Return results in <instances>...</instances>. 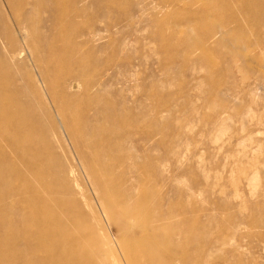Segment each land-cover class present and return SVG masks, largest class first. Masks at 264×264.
<instances>
[{
  "label": "rangeland",
  "instance_id": "obj_1",
  "mask_svg": "<svg viewBox=\"0 0 264 264\" xmlns=\"http://www.w3.org/2000/svg\"><path fill=\"white\" fill-rule=\"evenodd\" d=\"M73 1L62 0L55 23L46 12L30 16L41 22L29 37L35 51L25 47L27 34L4 21L16 52L8 61L0 40V54L9 72L2 76L14 75L44 128L46 149L55 153L48 159L82 190V221L98 225L100 238L108 234L117 264L132 256L139 264H264V69L256 70L258 63L264 68V17L251 15L264 2L168 0L162 7L159 0H84L75 16ZM223 26L241 27L243 41L211 47L225 38L205 37ZM50 57L82 64L85 81L65 91L78 115L64 121L54 115L55 97L42 90V77L54 78L52 68L41 71ZM77 70L63 64L60 72ZM85 122L93 130L73 128L76 143L61 127ZM90 166L96 178L87 176ZM51 174L58 178L57 169ZM96 189L124 206V195L140 197L144 207L128 222L133 230L109 227ZM73 257L64 264L78 262Z\"/></svg>",
  "mask_w": 264,
  "mask_h": 264
},
{
  "label": "bare ground",
  "instance_id": "obj_2",
  "mask_svg": "<svg viewBox=\"0 0 264 264\" xmlns=\"http://www.w3.org/2000/svg\"><path fill=\"white\" fill-rule=\"evenodd\" d=\"M30 1V7H26V5L23 6L21 4L20 0L19 2L5 0L2 5L4 9H0V40L5 45L3 49L6 55L5 58L7 57L8 61L14 59L13 57L16 52L13 40L9 39V35H7L6 24L8 20L12 21L18 30H22L23 34L28 35L29 40L27 39L25 47L35 51L29 37L32 35V30L36 28L35 22L37 27L41 25V22H33L30 16L39 12H46L51 16L49 22L52 24L56 21L53 17V12L55 13L56 10H60L66 6V3L62 2V0H52L53 3L50 6L45 5L44 0ZM83 1L74 0L70 4V6H73L75 16L81 13V11L77 10L74 6ZM159 1L160 3L158 4L162 7H167L170 4L168 0ZM248 1L249 5L256 2H264V0ZM26 9L30 10L28 14L25 11ZM20 12H23V14ZM251 15L253 17L262 16L263 18L264 10L260 12L255 11ZM240 16L245 19L246 13H242ZM262 22L264 23V20ZM233 24H236V22ZM58 27L59 30L62 28L59 25ZM239 28L240 30L235 32L233 29H229V27H219L215 31H211L205 37V41L216 37H224L225 39L212 42L211 47H226V45L240 44L243 41L244 31L241 27ZM95 36V34H91L90 38ZM79 46L76 44L77 48ZM33 53L36 54V52ZM5 58L0 54V264H64V261H67L68 257L74 259L73 256L78 259V262H75V264H117L114 260H111L113 258L111 254L113 250L108 239V234L105 235L103 233V238H100V233L96 231L98 225L92 227L90 223L87 224L82 221L84 220L82 219L84 216L82 205L84 207V204L76 200V195L80 194L81 197L83 195L82 190H79L76 179L73 178L72 180L75 187L74 190L70 187V181L65 174L63 166L54 161L57 165L55 167L53 166L54 162L50 158V160L48 159L52 154L55 158V153L46 149V139L41 135L44 128L40 121L36 119L35 109L32 108L30 102L22 99L24 97L22 95L23 91L16 86V78H12L14 75L12 74V77H10L11 75L7 76V78L5 74V77H3L4 75L2 76L4 69L7 70V64L3 62ZM53 58L50 57V59L46 60L47 64L42 67L43 70L41 71L49 72L48 70L52 68L54 78L51 80L43 76L41 85L46 95H53L55 97L52 105L55 117L58 120L64 121L69 116L74 117L76 114L78 115V110L76 111L75 106L70 103L72 97L65 96V91L78 88L79 84L85 80L82 75L81 62H77L76 59L67 60L66 62H59L60 60L54 59L55 62H53ZM72 63L78 69L77 73L62 76L60 71L63 64ZM258 64L256 70L262 74L264 68L261 63ZM9 70L11 69L9 68ZM17 71L16 73L19 72ZM36 92L33 94L35 97H38ZM58 94L61 95L59 96ZM38 101L40 102V100ZM41 102L40 104H42ZM40 110L43 116H48L45 106L41 107ZM92 125L85 122L81 127H74L73 124H62L61 127L65 132L70 133L72 141L76 143L77 140L72 134L73 128L87 132L89 129L93 130ZM55 126L50 125L47 129L48 132L57 135V127ZM87 141L92 145L89 137ZM76 152L79 156V151ZM54 168L57 169V179L51 176ZM85 170L87 176L91 177V179L96 178L97 174L95 175L91 166L86 167ZM73 172L70 169V174H73ZM108 179L111 178L108 177ZM97 185L98 183H96V188H99L100 185ZM96 190L98 202L101 205L102 213L109 227L110 225L114 227L120 223L124 228L133 230L134 226H128V222L135 219L133 216L136 214L138 207H144L142 206L140 197H137L138 195L132 196L130 192L126 196L122 194L124 195L123 199H126L125 203H131V205L129 203L128 207L127 204L124 206V204H119L120 202L116 204L114 201L111 203L107 201L109 198L108 190ZM123 199L121 203H124ZM160 219L161 217H159L158 221H163V219ZM144 225H149V223L146 221ZM152 229L155 231V228ZM150 232H148L149 237ZM143 238L141 237V240ZM146 239L149 240V238ZM152 239L154 240V238ZM137 245L139 246V244ZM64 258L66 259L64 260ZM71 263L73 264L72 261ZM127 264L139 263L132 256L128 258Z\"/></svg>",
  "mask_w": 264,
  "mask_h": 264
}]
</instances>
